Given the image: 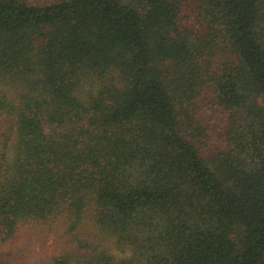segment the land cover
I'll return each instance as SVG.
<instances>
[{"label":"trees","instance_id":"1","mask_svg":"<svg viewBox=\"0 0 264 264\" xmlns=\"http://www.w3.org/2000/svg\"><path fill=\"white\" fill-rule=\"evenodd\" d=\"M0 264H264V0H0Z\"/></svg>","mask_w":264,"mask_h":264},{"label":"rangeland","instance_id":"2","mask_svg":"<svg viewBox=\"0 0 264 264\" xmlns=\"http://www.w3.org/2000/svg\"><path fill=\"white\" fill-rule=\"evenodd\" d=\"M51 241H52V240H51ZM51 241H50V242H51ZM52 242H53V241H52ZM52 242H51V243H52Z\"/></svg>","mask_w":264,"mask_h":264}]
</instances>
